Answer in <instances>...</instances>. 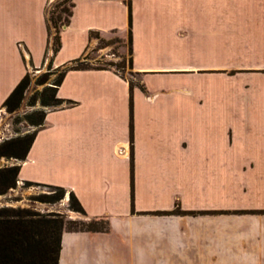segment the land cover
Instances as JSON below:
<instances>
[{"label":"crops","instance_id":"0c3cea01","mask_svg":"<svg viewBox=\"0 0 264 264\" xmlns=\"http://www.w3.org/2000/svg\"><path fill=\"white\" fill-rule=\"evenodd\" d=\"M49 2L0 0V108L110 35L138 80L68 70L16 165L108 222L63 231L58 264H264V0H71L55 55Z\"/></svg>","mask_w":264,"mask_h":264},{"label":"trees","instance_id":"16d2710c","mask_svg":"<svg viewBox=\"0 0 264 264\" xmlns=\"http://www.w3.org/2000/svg\"><path fill=\"white\" fill-rule=\"evenodd\" d=\"M72 7L71 0H60L55 6L56 11L50 14L47 13V33L52 39L53 55L59 50V32L62 27L68 24ZM91 36L98 38L93 33L90 34ZM85 61L86 58L84 57L71 61L68 65L55 68L57 76L50 85H48L46 77L40 78L36 83L37 86H42L38 104L44 108L61 106L63 101L56 96L57 87L68 70L92 69V67L84 64ZM47 67L52 68L51 63ZM108 67H93V69H110ZM128 67L130 68V60H128ZM28 83L29 79L26 73L4 100L2 107L8 113H13L19 109ZM129 86L131 89L132 84L129 83ZM33 104L30 103V105ZM37 117L35 121L31 120L32 118L28 119V123L35 127V131L43 125L44 112H39ZM35 131L30 136L3 141L0 144V157L12 158L19 162L23 161L32 143ZM17 172V166L0 169V196L15 187ZM53 188L60 193L65 191L62 188ZM42 202L49 201L44 200ZM68 208L72 212L85 216L82 207L72 193H68ZM174 212L179 211L176 209ZM60 218L55 215H43L26 210L0 208V264H58L60 237L63 231L99 233L108 231V222L105 219L90 220L88 223L69 222L65 226Z\"/></svg>","mask_w":264,"mask_h":264},{"label":"rangeland","instance_id":"374dc122","mask_svg":"<svg viewBox=\"0 0 264 264\" xmlns=\"http://www.w3.org/2000/svg\"><path fill=\"white\" fill-rule=\"evenodd\" d=\"M59 1L50 0L46 12L48 14L55 12V6ZM51 32L54 33L53 29ZM84 57L86 58L84 64L89 67L110 66L108 68L119 73L130 83L134 84L138 81L128 67L129 55L126 38L120 39L118 36L110 35L107 39H98L90 46ZM27 75L29 83L19 109L13 113H8L5 108H0V144L9 139L32 135L35 127L28 123V119L32 118L31 120L35 121L39 112L54 109L52 107L44 108L38 104L42 86H37L36 83L40 78L46 77L47 83L50 85L57 76L55 68H48L47 66L32 68L28 70ZM30 103L34 104L30 105ZM18 163L19 161L15 159L0 157V169L16 166ZM44 200L49 202H42ZM0 208L55 215L61 217L60 219L63 220L65 226L69 222L88 223L83 215L69 210L67 191L60 193L50 186L18 180L13 189H9L6 194L0 196Z\"/></svg>","mask_w":264,"mask_h":264},{"label":"built area","instance_id":"2783aa9c","mask_svg":"<svg viewBox=\"0 0 264 264\" xmlns=\"http://www.w3.org/2000/svg\"><path fill=\"white\" fill-rule=\"evenodd\" d=\"M121 1H126V0H121Z\"/></svg>","mask_w":264,"mask_h":264}]
</instances>
